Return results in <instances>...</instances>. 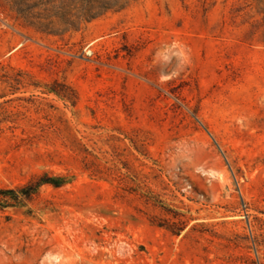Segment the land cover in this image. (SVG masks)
<instances>
[{
  "label": "rangeland",
  "instance_id": "obj_1",
  "mask_svg": "<svg viewBox=\"0 0 264 264\" xmlns=\"http://www.w3.org/2000/svg\"><path fill=\"white\" fill-rule=\"evenodd\" d=\"M44 175L0 264H264V0H0V188Z\"/></svg>",
  "mask_w": 264,
  "mask_h": 264
},
{
  "label": "trees",
  "instance_id": "obj_2",
  "mask_svg": "<svg viewBox=\"0 0 264 264\" xmlns=\"http://www.w3.org/2000/svg\"><path fill=\"white\" fill-rule=\"evenodd\" d=\"M50 92L62 96V92L58 88L51 89ZM66 182L67 179L62 176L44 175L18 188H0V209L22 205L26 199L29 200L38 194L43 185L51 184L60 187Z\"/></svg>",
  "mask_w": 264,
  "mask_h": 264
}]
</instances>
